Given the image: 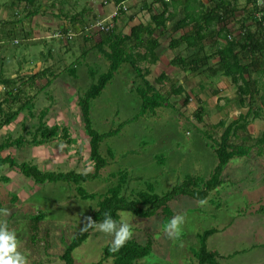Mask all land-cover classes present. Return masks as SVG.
Masks as SVG:
<instances>
[{
	"label": "rangeland",
	"instance_id": "rangeland-1",
	"mask_svg": "<svg viewBox=\"0 0 264 264\" xmlns=\"http://www.w3.org/2000/svg\"><path fill=\"white\" fill-rule=\"evenodd\" d=\"M52 2L55 3L54 0H38L33 10L41 3V8L46 7L45 12L51 11L55 8ZM9 4L12 0H0V79L15 80L11 89L14 95L18 89L21 93L19 102L13 103L10 99L11 103L5 104L4 109L16 111L23 104L27 105L15 122L0 130V144L8 136L12 139L25 136L26 140H31L28 132L39 125L41 112L47 110L49 124L46 126L67 129L75 145H68L61 138L53 147L61 153L62 163L56 166L51 158L46 164L42 163L40 169L46 171L52 163L54 170L50 171L57 173L94 174L90 138L81 120L79 95L84 96L97 84L98 78L108 72L109 62L94 44L77 39L82 36L74 38L69 45L49 40V45L55 49L50 64L56 76L48 72L39 84L29 83V76L24 74L32 71L29 68L35 64L27 66L26 59H33L42 67L44 60H49L48 49L42 43L44 40L28 43L24 31L33 20L27 18L26 5L21 4L16 10L7 7ZM16 16L21 22L15 27L3 24ZM48 20L44 17L41 22ZM74 67L79 69L70 73ZM52 76L57 80L52 79V85L45 87L44 79ZM158 77L149 79L155 83ZM140 84L131 66L124 65L103 93L91 102L92 126L99 134H109L126 124L119 134L101 144L100 153L108 166L98 178L80 185L63 182L37 185L18 169L9 166L0 169V230L16 234V251L26 257V264H65L62 256L67 247L99 209L101 196L105 197L113 187L122 185V196L129 199L147 191L162 197L188 178L211 179L218 166L216 150L223 129L216 131V139L215 133H211L215 129H208L193 118L198 109L193 113L192 108L184 105L183 95L173 92L174 86L165 82L156 87L169 97L167 103L155 113L148 112L134 121L143 105L137 92ZM7 91L9 88L0 83V101L6 98ZM29 102L32 109H28ZM256 135L261 137L263 130ZM257 147L263 148L259 144ZM32 148L24 144L4 156L33 164ZM36 155L33 160L37 162L45 157L38 152ZM244 158L230 161L222 173V185L205 202L180 196L168 205L167 211L163 210L165 213L149 219L121 212L119 222H127L131 233L124 243L136 241L143 247L147 243L152 246L150 255L136 264H199L195 254L202 246L201 236L211 230L217 233L208 239L207 248L209 252L219 253L220 264H264V158L256 156L255 152ZM79 189L98 198L82 199ZM174 217H181V222L177 228L169 229ZM114 238V233H106L98 227L74 252V264L101 261L115 264L113 258L104 259V251L113 247Z\"/></svg>",
	"mask_w": 264,
	"mask_h": 264
},
{
	"label": "crops",
	"instance_id": "crops-1",
	"mask_svg": "<svg viewBox=\"0 0 264 264\" xmlns=\"http://www.w3.org/2000/svg\"><path fill=\"white\" fill-rule=\"evenodd\" d=\"M54 1L52 6L55 8L47 12L46 7L41 8V3L38 4L39 8L37 6L36 8L39 14L32 18L31 26H26L24 31L28 43L44 40L42 43L48 49L46 55L49 58L48 61L44 60L42 67L33 59H26L27 66L35 64L33 68H29L32 71H25L24 75H28V79L44 71L46 74L49 72L56 76L54 66L50 64L55 49L49 45V40L69 45L72 42L68 41L66 36L73 33L76 37L82 36L77 39L91 42L100 49L99 44L105 36L102 37L100 32L87 31V27L97 22H110L116 6H125L126 10L121 11L115 20L114 31L117 35L129 37L133 30L139 31L137 36L140 39L129 41L125 51L130 56H138L137 59L140 60L138 68L148 72V80L155 75L166 76L165 84L174 86L173 92L177 90L179 91L177 94L182 93L185 98L184 105L192 108L193 113L198 109L193 115L198 124L215 129L211 132L215 133V138L216 131L223 129L218 144L226 129L234 127L236 130L230 139V146L246 151L244 157L255 152L256 156L264 158V144L260 141L264 135V53L252 52L244 43L236 44L245 32L255 34L259 31L253 19V16L258 18V14L253 15L257 13L256 8L249 4V0H227L225 3L222 0H172L171 3H163L161 0H107V4L105 0ZM261 3L258 1L259 6ZM30 10H33V7ZM44 17L49 20L41 22ZM6 24L10 25L8 22ZM58 32L62 33L64 38H54ZM109 43L108 40L103 42L104 54L109 53ZM229 43L236 45L232 47L234 53L229 48ZM100 53L102 54L101 51ZM222 57L230 62L229 65L241 60L242 65L249 66V72L253 76L251 88L256 87V81L260 84V95L257 98L251 97L252 94L242 81L235 85L230 78L221 73ZM103 58L106 59L104 55ZM131 68L134 70L132 66ZM78 69L74 67L75 73ZM41 78L39 77L34 84H39ZM55 78L52 76L51 79H44L45 86L52 85V79ZM245 82L250 81L245 79ZM29 83L32 84L31 81ZM240 88L243 89L242 93L239 91ZM32 118L33 115L28 122L32 123ZM45 122L49 124L46 119ZM262 130L263 135L257 136L256 132ZM71 136L72 134L69 138L74 146ZM58 142H61V136L47 145L32 148L33 159L37 156L36 152L45 155L39 162L32 159V163L39 168L51 158L56 166L62 163L61 153L53 147ZM258 144L263 148H258ZM68 153L72 154L73 151ZM73 156L77 159L76 154ZM52 163L47 166L46 171L54 170Z\"/></svg>",
	"mask_w": 264,
	"mask_h": 264
},
{
	"label": "trees",
	"instance_id": "trees-1",
	"mask_svg": "<svg viewBox=\"0 0 264 264\" xmlns=\"http://www.w3.org/2000/svg\"><path fill=\"white\" fill-rule=\"evenodd\" d=\"M38 0H12V4H9L7 7L12 6L19 9L21 4L26 5L27 18L32 19L36 15L39 14L37 9L30 11V8L35 6ZM163 3L164 0H161ZM227 0H222L225 3ZM258 1H261V6L258 5ZM167 3V2H165ZM249 4H252L254 8H256L257 13L262 14L261 18H254L255 23L259 27V31L255 34L252 32H245L240 40L237 41L236 44L244 43L248 46V49L252 52H260L264 53V0H249ZM37 5V4H36ZM39 8V6H38ZM39 10V9H38ZM16 21H12L15 20ZM6 21L9 26L15 27V24L21 22L20 17L16 16V18ZM18 20V21H17ZM12 21V22H10ZM6 27H9L6 23H3ZM137 32L133 30L132 35L129 36H120L115 33V31H111L109 33H101L102 42L99 44L100 49L95 46L99 52H102V55L109 62L108 72L101 75L98 78L97 84H93L88 92L83 95H79V107L81 110L82 120L85 127L86 135L90 138V160L94 164V174H78L75 171H71L69 173H57L55 171H42L37 165L31 164L29 162H18L15 158L10 155L4 156L7 151L11 150L15 147H21L24 144L31 145L33 147H40L49 144L55 138L59 137L62 132L61 138L66 140L68 145H72V142L69 138V131L65 128L61 129L59 127L48 128L44 120L48 116V111L44 110L40 114V123L35 127L33 131H29L28 134L31 136V140H26L25 136H21L17 139H12L11 136L0 144V169L6 166H9L12 169H18L26 178L33 179L37 185H44L46 183H71L80 185L82 183L88 182L90 180H94L101 175V172L108 166V161L102 157L100 153L101 144L107 140L109 137L117 135L121 132L126 124H122L121 128L117 131L111 132L109 134L101 135L93 129L92 121H91V102L92 100L98 98L103 91L106 89L108 84L114 79L115 75L124 65H130L134 68L136 73V78L141 82L140 86L137 88L138 95L142 100V109L141 113L134 118V121L138 118L145 116L148 112L155 113L156 110L160 109L163 105L167 103L169 97H166L165 94L161 92L156 87V84L163 83L165 81L166 76H159L155 83H152L148 80V72H144L142 69L138 68V63L140 60L137 59L138 56L129 55L127 51H125L129 41L138 38ZM150 34V32L148 31ZM139 34V33H138ZM141 37V35H140ZM140 39V38H138ZM109 41L108 49L109 53H103V42ZM87 41V40H86ZM88 42V41H87ZM230 42V41H229ZM234 43V42H233ZM229 48L233 51L232 47H236V45H232L229 43ZM222 68L221 73H223L226 77L230 78L235 85H238L240 81H242L245 86H247L248 91L252 94V98L258 97L260 95L258 81H256V87L251 88L252 84V73L249 72V66L242 65L241 60H237V62L233 65H229V61H225L222 57ZM232 63V62H231ZM251 66V65H250ZM0 71L1 65H0ZM48 73V72H47ZM70 73H75V70H70ZM46 72H41L39 74L33 75L28 79V82L31 81L35 83V81L39 77H44ZM94 75V73L92 74ZM247 75V76H246ZM0 76L2 77V72H0ZM95 78V76H93ZM247 79L250 82H245ZM0 83L6 85L9 88V91L6 93V98L3 101H0V130L9 126L26 109V103L20 106L16 111H13L10 108L9 112H6L4 109V105L10 102V99L13 103L19 102L20 99V90H16L18 93L14 95V90L11 89V86L15 85V80L11 79H0ZM263 85V83H262ZM48 87V86H45ZM242 88L239 89L241 92ZM176 93L179 91L175 90ZM242 93V92H241ZM245 93V92H244ZM182 94V93H180ZM51 98V97H50ZM52 99V98H51ZM257 100V99H256ZM31 101V99H30ZM188 102V100H187ZM11 103V102H10ZM32 106L29 102V108L32 109ZM235 128L229 127L226 129L222 136L221 142L217 145L218 148L216 150V154L218 157V166L215 169L214 174L211 179L201 181L195 178H188L182 185L177 186L171 192L164 196H159L154 194L152 191L141 192L137 196H134L133 199H129L126 196H122L124 191L122 185H118L116 187L111 188L107 195L101 196V201L99 203V209L93 214L92 220L99 223H102L105 219V213H109L113 220L119 222L120 221V213L128 212L136 217L142 219H149L157 216L158 214L165 213L163 210L168 209V205L174 201L176 198L180 196H188L192 197L199 202H205L210 194L218 189L222 185V173L226 166L236 157H244L246 151H243L240 148L230 146V139L235 133ZM262 144H264V135L260 140ZM78 194L82 199H97V195H90L86 193L83 189H79ZM17 200V199H16ZM172 217V216H171ZM98 226L88 227L87 230H82L79 232L76 237L73 239L72 243L67 247L64 255L62 256V260L65 264H74L73 254L79 249L96 231ZM34 229H37V225L34 226ZM217 232L215 230L208 231L201 236L202 246L199 251L196 252L195 256L197 257L199 264H220L218 259L220 258L219 253L209 252L207 248L208 239L215 235ZM36 237V235H34ZM151 243H147L145 247L137 244L136 241H130L124 243L118 250L113 251V247L106 248L104 251V259L113 258L115 264H136V262L147 258L151 251ZM98 264H103L101 261Z\"/></svg>",
	"mask_w": 264,
	"mask_h": 264
},
{
	"label": "clouds",
	"instance_id": "clouds-1",
	"mask_svg": "<svg viewBox=\"0 0 264 264\" xmlns=\"http://www.w3.org/2000/svg\"><path fill=\"white\" fill-rule=\"evenodd\" d=\"M89 223L84 226V230L88 227L98 226L100 230L106 233H114L113 251L118 250L130 236V227L127 222H117L112 219L109 213H105V219L97 225L91 217L88 218ZM181 222V217H174L169 225V229L177 228ZM119 225V227H117ZM17 236L14 232L7 229L0 230V264H26V257L16 251Z\"/></svg>",
	"mask_w": 264,
	"mask_h": 264
},
{
	"label": "built area",
	"instance_id": "built-area-1",
	"mask_svg": "<svg viewBox=\"0 0 264 264\" xmlns=\"http://www.w3.org/2000/svg\"><path fill=\"white\" fill-rule=\"evenodd\" d=\"M167 3H171L172 0H164ZM108 1H106L107 4ZM126 8L125 6L117 5L115 8V11L113 12L110 22L102 21V22H97L95 24H92L87 27V31H94V32H102V33H109L114 30L115 28V20L119 17L121 11H125ZM259 18H261V15H258ZM76 37L75 34L70 33L66 36L68 41H73L74 38ZM54 38H64V35L60 32L56 33L54 35Z\"/></svg>",
	"mask_w": 264,
	"mask_h": 264
}]
</instances>
